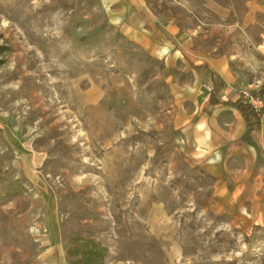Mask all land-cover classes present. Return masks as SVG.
I'll use <instances>...</instances> for the list:
<instances>
[{"label": "rangeland", "instance_id": "obj_1", "mask_svg": "<svg viewBox=\"0 0 264 264\" xmlns=\"http://www.w3.org/2000/svg\"><path fill=\"white\" fill-rule=\"evenodd\" d=\"M140 2L197 64L264 90V0ZM131 13L127 0H0V264H68L81 238L108 248L104 264H264L261 186L238 205V184L192 165L162 63L114 23Z\"/></svg>", "mask_w": 264, "mask_h": 264}, {"label": "crops", "instance_id": "obj_2", "mask_svg": "<svg viewBox=\"0 0 264 264\" xmlns=\"http://www.w3.org/2000/svg\"><path fill=\"white\" fill-rule=\"evenodd\" d=\"M140 1L127 0L130 13H134L130 22L119 16L114 23L129 24L122 30L124 38L162 63L164 82L174 105V127L180 133L186 156L193 166L215 177L217 183L227 184L232 181L238 184L231 193H234L232 198L238 201V205H244L247 199L256 201L258 185L264 193V160L261 162L260 159L261 154H264V114L261 116L260 130L250 132L240 112L227 104L236 102L244 92H240V88L229 82L222 72L205 64H197L189 57L180 46L183 31L173 26L176 31L170 33L156 25H153V30L149 29L150 18L136 13V9L141 7ZM132 21L136 22V26H131ZM261 46L264 56V39ZM212 75L224 84L216 96L219 102L216 105L210 103L214 88ZM6 122L0 116V130L6 126ZM16 141L17 151L27 155L29 151L25 142ZM31 159L33 157L28 154L27 162ZM234 165L240 170L233 172L231 169ZM24 166L29 168L25 162ZM245 185L249 187L245 189ZM227 187L225 185L222 191L226 196L229 195Z\"/></svg>", "mask_w": 264, "mask_h": 264}, {"label": "trees", "instance_id": "obj_3", "mask_svg": "<svg viewBox=\"0 0 264 264\" xmlns=\"http://www.w3.org/2000/svg\"><path fill=\"white\" fill-rule=\"evenodd\" d=\"M6 49L3 47L0 48V56ZM3 64V60L0 59V67ZM214 88L210 96L211 104H218L216 96L224 88V84L216 76L212 75ZM252 96L259 97L263 105L259 111L255 109L246 102L242 97H240L234 103H227L236 110L240 112L245 123L248 126L250 132H257L261 128V116L264 114V90H259L257 92H252ZM77 242L78 246H73L71 249H68L66 256L68 257V264H104L106 256L108 254V248L104 245L97 243L92 239H74L73 243Z\"/></svg>", "mask_w": 264, "mask_h": 264}, {"label": "built area", "instance_id": "obj_4", "mask_svg": "<svg viewBox=\"0 0 264 264\" xmlns=\"http://www.w3.org/2000/svg\"><path fill=\"white\" fill-rule=\"evenodd\" d=\"M242 98L248 102L254 109L255 111H259L262 108V101L259 99V97L252 96L250 94H243Z\"/></svg>", "mask_w": 264, "mask_h": 264}]
</instances>
